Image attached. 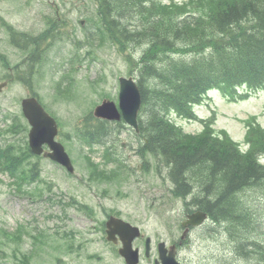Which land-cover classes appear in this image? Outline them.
Here are the masks:
<instances>
[{
  "label": "trees",
  "instance_id": "trees-1",
  "mask_svg": "<svg viewBox=\"0 0 264 264\" xmlns=\"http://www.w3.org/2000/svg\"><path fill=\"white\" fill-rule=\"evenodd\" d=\"M93 1L98 28L107 31L117 52L127 53L130 72L146 80L141 112L148 122L149 142L161 148L165 165L173 164V193L186 196L196 190L191 203L212 221L226 222L232 239L240 236L237 255L247 246L263 253L262 243L246 236L255 228V212L236 193L248 187L264 189V167L255 163L256 155L264 157V130L249 123L246 141L251 147L240 153L224 131L219 138L206 124L196 136L184 134L168 114L194 118L191 105L213 86L231 96L236 85H264V0ZM12 31V40L22 42L20 49L33 54L51 32L46 29L33 37ZM136 49L138 57L133 59ZM148 148L155 153L153 146Z\"/></svg>",
  "mask_w": 264,
  "mask_h": 264
},
{
  "label": "rangeland",
  "instance_id": "rangeland-1",
  "mask_svg": "<svg viewBox=\"0 0 264 264\" xmlns=\"http://www.w3.org/2000/svg\"><path fill=\"white\" fill-rule=\"evenodd\" d=\"M162 1L168 2V0ZM55 9L61 14L62 19L70 22L69 32L77 36L82 45L76 47L71 39L55 44L47 53V60L49 62L46 61L47 63L43 65L41 70L42 75L36 74L33 78L32 88L40 93L46 106L66 126L72 125L77 115H81L84 109H91L95 102L99 101L101 93L103 95H112L113 92L112 96H114L117 88V77L123 76L126 73L127 66L121 55L115 52V49L108 41L100 39L91 20L86 19L88 17L92 18L94 14L93 3L91 4L89 0H0V16L5 18L15 28L34 34L43 30V16L55 14ZM80 20L84 22L82 26L78 23ZM86 36H89L88 41L85 40ZM0 52L7 55L12 64L17 62V53L10 46L5 29L1 26ZM71 57H77L78 62L70 65L69 59ZM73 66L77 69L74 72L76 73L77 84H79L77 90L84 91L82 88L86 87V85L88 87L94 85L96 92L91 94L83 92L76 97L75 101L73 100V96L70 102L55 101L53 99V84L64 73L69 72ZM65 82L63 81V84ZM27 92L29 91L24 89L20 84L15 83L1 93L0 129L4 128V125L9 122L8 117H6L7 121H4L6 113L12 115L13 113L20 112V99L25 97ZM209 96L210 98L195 108L196 113L201 118L213 117L215 119L213 127L216 130L225 129L234 140L242 143V136L246 129L243 121L250 115H256L257 121L264 126V88L253 93L248 100L237 103H230L222 95L209 94ZM201 127L200 123L192 122L184 126V130L195 133ZM10 140L16 143V138H10ZM76 149L77 147L74 144L69 146V150L74 157ZM82 152H86V148ZM91 157L96 161L99 159L97 152L92 154ZM79 162L81 163V160ZM149 162L152 168L155 159L151 157L149 158ZM158 163L163 166L161 160H158ZM133 165L138 169V175L129 181L130 187L126 189L131 202H135L137 208L141 209L142 201L140 202L139 199L141 200L142 198L145 210L146 208H150L153 210V213L155 210H158L159 212H163L164 216L172 215L175 218H179L181 213L177 211L181 209V201H168L171 200L168 196V184L163 183L162 187L157 189L155 183H153L154 172L141 171L138 164L134 163ZM40 166L42 178L46 181L53 179L58 187L53 188L52 193L45 192L44 197L49 196L53 199L55 196L59 197L61 195L62 201H67L71 194V189L67 180L61 177L60 169L46 159L40 160ZM0 178L3 181L0 185L1 228L13 231L18 224L25 226L29 230L36 227L44 230L53 240H55L53 235L55 232H59L57 234L62 235L64 231L78 230L76 241H73L74 244L81 241L89 243L83 249L81 258L68 260L64 257L66 264H100L95 261H87L86 259V255L95 252L96 249L102 250L103 262L101 264H121L119 260L113 258L108 253V246L103 242L99 233L85 229L90 227L92 223L85 220L74 208L66 207L63 212L61 207L51 205L46 200L31 201L27 196L19 197L13 193V187L9 184L10 177L1 174ZM40 187H42V184H40ZM251 190L253 192L248 193L245 198L248 201L251 199L253 204L262 208L264 212V196L257 193L260 188H252ZM59 191L60 193H57ZM140 194L143 197H139ZM139 212L143 215L139 217L135 216L132 220L142 229L147 230L145 234L150 236L154 241L161 240L167 242L171 234L168 233L163 225L156 224V216L151 214L152 216L149 217V212L145 214L144 210H139ZM63 213L66 214V218H62ZM262 219L264 220V213ZM173 234L179 235V232L176 231ZM23 238L22 249L24 251L29 249L31 241L27 236ZM62 239L63 237H60V240ZM218 241L219 239L205 240L193 234L191 236L190 251L184 250L183 253L192 260L201 256L206 264H219L218 257L202 255L206 250L213 248L214 243ZM6 251L9 254V248ZM51 252L54 251L48 247H44L41 258L34 257V262L39 259L40 262L50 264L53 256ZM228 257L229 253L225 250L222 262ZM141 264L151 263L148 260H144L141 261Z\"/></svg>",
  "mask_w": 264,
  "mask_h": 264
},
{
  "label": "water",
  "instance_id": "water-1",
  "mask_svg": "<svg viewBox=\"0 0 264 264\" xmlns=\"http://www.w3.org/2000/svg\"><path fill=\"white\" fill-rule=\"evenodd\" d=\"M121 92H120V104L123 109V104L125 109L130 111L128 114L124 110V116L129 123L134 121V114L138 108L139 97L135 86L131 80L121 79ZM1 88V85H0ZM22 110L28 122L31 124L32 128L29 132V142L32 150L38 152L41 144L47 143L53 150L50 155L53 159L59 163L67 165V159L62 153L59 146L52 144V138L55 134V125L53 120H51L38 105L35 99H24L22 101ZM104 111V112H103ZM95 115H102L106 118L114 117V109L112 105L103 103V105L95 109Z\"/></svg>",
  "mask_w": 264,
  "mask_h": 264
},
{
  "label": "bare ground",
  "instance_id": "bare-ground-1",
  "mask_svg": "<svg viewBox=\"0 0 264 264\" xmlns=\"http://www.w3.org/2000/svg\"><path fill=\"white\" fill-rule=\"evenodd\" d=\"M162 162H163V160H161ZM163 166L164 167H167V165H165V163L163 162ZM168 178H169V180L171 181V179H170V177H169V174H168ZM249 189H252V188H257V187H248ZM192 192H196V190H194V189H192V191H191V193H189V194H187L186 196H184V197H186V198H188V199H192ZM243 212V211H242ZM239 218H241V219H244L243 218V216H240ZM224 223L223 222H218V225L216 226V228H217V230H219V231H221V232H225V234L224 235H226V236H228V237H230V235H229V231L227 230L228 228L226 227H224V225H223ZM234 231H235V229H234ZM241 231V229L238 231V232H240ZM241 234H243V232H240ZM245 236V235H244ZM231 238V237H230ZM232 239V238H231ZM235 240V239H234Z\"/></svg>",
  "mask_w": 264,
  "mask_h": 264
}]
</instances>
